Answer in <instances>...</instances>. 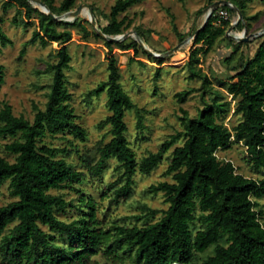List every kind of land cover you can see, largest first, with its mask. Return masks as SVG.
<instances>
[{"label":"trees","instance_id":"trees-1","mask_svg":"<svg viewBox=\"0 0 264 264\" xmlns=\"http://www.w3.org/2000/svg\"><path fill=\"white\" fill-rule=\"evenodd\" d=\"M139 1L116 0L111 6L108 24L98 27L109 36L124 33L130 23L124 18L118 19V15ZM227 1L237 6L244 16L246 0ZM44 2L56 15L73 10L76 4V0H62L59 5L51 0ZM207 2L210 5L214 0ZM220 7L233 12L227 5ZM10 8L16 11L13 21L21 16L25 26L32 23L33 14L38 15L30 40L42 45L54 43L57 61L46 68L52 74L48 99L45 109L35 108L32 121L15 115L8 103L0 108V138L17 137L5 145L6 150L15 155V160L9 162L0 158V186L9 180L10 192L16 197L0 206L2 261L5 264H91L90 257L103 251L115 256H120L119 252L129 253L137 264H264V226L260 222L261 211L256 209L257 200L264 198V178L246 177L236 171L231 161L216 155L217 149L238 142L246 148L254 168H264V38L253 57L235 68V73L227 79L218 82L235 100L234 112L241 116L236 125L229 129L221 121L229 101L214 100L194 117H189L182 109L183 130L171 135L156 152H150L139 162L126 136L125 114L127 110L136 109L141 127L140 109L122 89L113 46L132 48L130 62L136 60L140 47L136 40L128 44H124L125 40L104 41L108 76L93 91L106 90L110 114L100 126L109 125L112 137L96 147L95 161L90 158L86 162L88 174L100 176L108 161L116 159L124 183L114 194L116 200L126 198L132 192L136 171L149 173L174 145L166 170L172 182L162 181L147 190L164 194L168 207L163 216L143 226L112 225L104 229L96 217L93 201L82 198L74 204L50 192L82 181L85 173L58 157V149L38 145L46 133L69 131L80 138L85 136L67 102L70 95L65 86V69L69 68L68 44L72 34L67 29L58 30L57 25L79 24L85 38L98 34L89 31L78 17L72 22L55 20L29 0H2V10ZM217 9L194 35L185 55L191 76H201L203 89L209 87L211 81L196 70L200 55L207 54L220 39L227 38L226 31L231 24L230 17L214 16ZM2 22L0 15V44L5 45L10 40ZM237 25L242 27V21ZM179 36L182 39L181 34ZM238 43L233 50L238 48ZM170 59V56L155 57V80L164 62ZM3 81L4 67L0 64V85ZM190 92L184 90L176 96L183 102ZM179 140L182 143L175 145ZM67 207H75L79 216L70 221L60 219L57 213H64ZM210 247L212 253L202 257Z\"/></svg>","mask_w":264,"mask_h":264},{"label":"rangeland","instance_id":"rangeland-1","mask_svg":"<svg viewBox=\"0 0 264 264\" xmlns=\"http://www.w3.org/2000/svg\"><path fill=\"white\" fill-rule=\"evenodd\" d=\"M51 1L54 5H59L62 0ZM115 1L76 0L75 8L80 4L89 6L97 25L103 27L109 22L110 9ZM208 6L207 0H141L118 15V19L124 18L126 23H130L124 33L136 31L145 45L156 53L161 54L180 45L177 50L167 55L171 59L164 62V68L156 80L155 56L139 45L136 60L130 62L132 48L124 49L116 44L113 46L118 61L119 82L140 109L141 127L138 126L136 109L127 110L125 114L126 136L138 162L150 152H156L171 135L183 130L182 109L189 117H194L206 104H211L214 100L219 103L229 101L221 121L231 129L241 120L240 114L234 112L235 100L231 99L218 82L227 79L229 75L235 73V68H239L247 59L253 57L264 34L247 41L226 34L228 37L220 39L211 51L200 55V63L197 64L196 70L201 75L208 76L211 81V85L203 89L201 76H191L185 55L193 39L190 33L201 26L205 8ZM15 14V8L3 11L0 0V15L3 18L1 26L10 40L5 45L0 44V64L4 67V81L0 85V108L8 103L15 115H23L32 121L36 107L45 109L52 81V74L47 72L46 68L48 64L57 61L56 46L54 43L42 45L38 41L30 40L38 20L37 14H33L32 23L27 26L23 24L21 16L13 21ZM78 19L89 31L96 33L84 15H79ZM230 19L231 22L237 19L234 10L230 13ZM240 21L242 27L237 23L232 35L245 31L244 37H249L264 30V0H246L245 13ZM57 29H67L72 34L68 44L69 68L65 69V86L70 95L67 102L73 110L74 121L84 129L85 136L80 138L69 131L53 135L46 133L38 141V145L58 149V157L64 158L75 169L83 171L85 177L80 182L52 189L50 192L60 194L74 204L82 198L93 201L96 217L104 229H110L112 225L143 226L159 220L167 209L168 202L162 192L150 193L147 190L150 185L162 181L172 182L171 174L166 170L174 145L149 173L136 171L133 176L132 192L126 198L120 197L116 200L114 194V190L124 183L116 159L108 161L100 176L89 175L86 162L90 158L95 161L98 157L96 147L108 142L112 137L109 125L100 126L110 114L106 90L100 93L93 91L108 76L105 39L98 33V36L92 34L85 38L79 24L67 26L58 24ZM124 40V44H128L135 40V37L130 35ZM237 42L238 48L233 50ZM229 56L230 60L226 61L225 58ZM184 90L191 92L183 102H180L176 94ZM16 138H0V158L9 162L15 160V155L8 152L5 145ZM181 143L182 140H179L175 145ZM216 155L219 159L231 161L236 171L246 177L264 178V168L259 170L254 168L247 156L246 148L241 143L234 142L227 148L217 149ZM14 200L16 197L12 196L9 180H6L0 186V206ZM257 201L256 209L261 211L260 222L264 226V198ZM78 214L79 211L75 207H67L64 213L59 212L57 216L70 221L78 217ZM11 226L12 224L8 227ZM42 227L47 230L45 226ZM119 253L120 256H115L99 251L90 257L89 262L137 264L129 253ZM211 253L212 247L201 256ZM0 264H5L1 257Z\"/></svg>","mask_w":264,"mask_h":264},{"label":"water","instance_id":"water-1","mask_svg":"<svg viewBox=\"0 0 264 264\" xmlns=\"http://www.w3.org/2000/svg\"><path fill=\"white\" fill-rule=\"evenodd\" d=\"M29 2L34 7H37L41 12L50 15L53 19L58 20V21L72 22L81 14V11L85 8V9H87V12H88V18L87 19L91 22L96 33L101 35L105 40L110 41V42H118V41L124 40L125 38H127L130 35H134L135 40L138 42V44L145 51H147L149 54H151L155 57L167 56V55L171 54L172 52H174L175 50H177L180 46V45H177L174 48H172V49H170L164 53L159 54V53L152 51L150 48H148L145 45V43L141 40V38L138 36L136 31L126 32V33L118 34L115 36H109V35L105 34L104 32H102L101 29L98 27V25L94 19L93 12H92L91 8L89 6H87L86 4H80L73 10H69L65 13L60 14V15H56L49 9L47 4L42 0H29ZM221 5H227V6L231 7L237 13V19L234 22H231L230 26L228 27V29L226 31V34L228 36L237 38L239 40L247 41L250 38L257 37V36L264 34V30H261L259 32H255V33L251 34L249 37H244L245 31H243L240 36L232 35L233 34L232 32H234L235 25L242 19V12L233 3H231L227 0H219V1H215V2L211 3L208 7L205 8L204 20H203L201 26L195 30V33L192 35V38L206 24V22L208 21L209 17L212 14V12L215 9H217L218 7H220Z\"/></svg>","mask_w":264,"mask_h":264},{"label":"built area","instance_id":"built-area-1","mask_svg":"<svg viewBox=\"0 0 264 264\" xmlns=\"http://www.w3.org/2000/svg\"><path fill=\"white\" fill-rule=\"evenodd\" d=\"M212 14H213V12H212ZM214 16L218 17L219 19H228L230 17V13H229V11L226 8L219 7L215 11Z\"/></svg>","mask_w":264,"mask_h":264},{"label":"bare ground","instance_id":"bare-ground-1","mask_svg":"<svg viewBox=\"0 0 264 264\" xmlns=\"http://www.w3.org/2000/svg\"><path fill=\"white\" fill-rule=\"evenodd\" d=\"M80 15H84L86 18H88V12H87V10L86 9H83L82 11H81V14ZM242 33H237L236 35L237 36H240Z\"/></svg>","mask_w":264,"mask_h":264}]
</instances>
